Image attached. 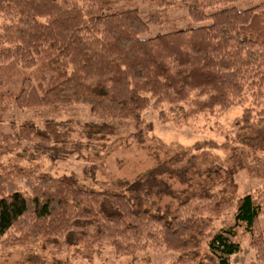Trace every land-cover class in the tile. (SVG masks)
Wrapping results in <instances>:
<instances>
[{"label": "trees", "instance_id": "trees-1", "mask_svg": "<svg viewBox=\"0 0 264 264\" xmlns=\"http://www.w3.org/2000/svg\"><path fill=\"white\" fill-rule=\"evenodd\" d=\"M130 1L0 0V67L24 72L19 88L0 100L22 110L88 107L99 121L81 126L89 141L145 126L149 107L181 126L240 105L239 130L264 126V0H181L191 25L150 37ZM240 1L255 5L241 9ZM172 5L160 0L163 11ZM69 123H24L18 135L61 153L73 146ZM1 149L0 253L45 248L63 255L76 243L88 261L110 247L116 256L170 252L181 264L205 252L232 264L248 235L264 264V186L236 201L205 189L169 219L40 165L5 166Z\"/></svg>", "mask_w": 264, "mask_h": 264}, {"label": "rangeland", "instance_id": "rangeland-1", "mask_svg": "<svg viewBox=\"0 0 264 264\" xmlns=\"http://www.w3.org/2000/svg\"><path fill=\"white\" fill-rule=\"evenodd\" d=\"M169 1L173 5L165 11L160 0H131L127 4L148 23L146 37L191 25L185 4ZM253 5L250 1L236 4L241 9ZM23 75L22 70L0 67V93L16 91ZM9 104L0 100V146L5 166L40 165L56 178L74 176L90 187L125 194L136 210L150 209L172 219L180 204L205 189L224 190L226 198L236 201L264 186V126L239 130L236 121L243 116L244 106L235 105L181 126L161 120L160 110L149 107L143 112L145 126L125 127L117 140L89 141L80 134L81 126L99 121L88 107L22 110ZM162 109L169 115L168 106ZM46 119L70 122L64 127L76 131L71 148L56 153L19 138L20 125L42 127ZM261 225L264 231V218ZM250 244V236L241 239L242 251L232 257V264H258ZM83 251L76 243L63 255L45 248H13L0 253V264H181L178 254L161 250L116 256L110 247H102L92 261L83 258ZM189 260L187 264H217L205 252Z\"/></svg>", "mask_w": 264, "mask_h": 264}]
</instances>
